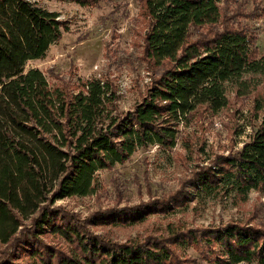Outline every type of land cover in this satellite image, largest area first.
<instances>
[{"label":"trees","instance_id":"16d2710c","mask_svg":"<svg viewBox=\"0 0 264 264\" xmlns=\"http://www.w3.org/2000/svg\"><path fill=\"white\" fill-rule=\"evenodd\" d=\"M222 1L143 0L149 18L143 57L160 70L135 106L119 111L109 78L94 76L68 91L51 84L41 68H26L69 29L58 10L36 0H0V264H190L177 247L196 240L215 264H264V225L252 222L129 241L89 228L167 212L194 196L188 186L242 199L252 189L264 191V117L240 148L217 154L167 199L85 219L55 204L93 193L98 170L125 162L138 148H174L180 125L201 107L227 106L230 87L246 94L259 84V37L242 22L231 23Z\"/></svg>","mask_w":264,"mask_h":264},{"label":"rangeland","instance_id":"374dc122","mask_svg":"<svg viewBox=\"0 0 264 264\" xmlns=\"http://www.w3.org/2000/svg\"><path fill=\"white\" fill-rule=\"evenodd\" d=\"M36 1L58 10L69 29L50 45L44 57L28 60L26 68H41L51 84L62 85L68 91L77 90L83 81L94 76L109 78L117 90L119 111L132 109L160 70V66L143 57L149 22L143 0H88V4L75 0ZM222 8L231 23L239 21L253 29L259 37L260 50L264 51V0H223ZM254 79L259 84L246 94L230 87L229 103L219 111L199 108L188 124L180 125L174 148L158 144L138 148L125 162L98 170L93 193L61 198L55 204L85 219L101 210L167 199L217 154L240 148L253 125L260 123L264 117V109H258L264 97V74L257 73ZM187 189L194 196L167 212H149L137 220L91 224L89 228L108 239L129 241L149 235L167 236L189 228L200 230L234 220L264 225V191L252 189L242 199L235 192L222 189ZM49 238L65 244L61 238ZM197 242L177 250L188 257L190 264H215L202 256V244ZM4 247L0 240V251Z\"/></svg>","mask_w":264,"mask_h":264}]
</instances>
